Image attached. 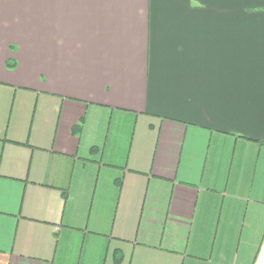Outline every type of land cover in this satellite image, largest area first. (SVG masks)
Returning a JSON list of instances; mask_svg holds the SVG:
<instances>
[{"label": "crops", "instance_id": "0c3cea01", "mask_svg": "<svg viewBox=\"0 0 264 264\" xmlns=\"http://www.w3.org/2000/svg\"><path fill=\"white\" fill-rule=\"evenodd\" d=\"M0 264H264V0H0Z\"/></svg>", "mask_w": 264, "mask_h": 264}]
</instances>
